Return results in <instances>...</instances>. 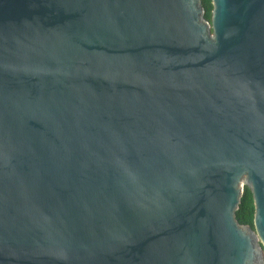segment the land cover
Wrapping results in <instances>:
<instances>
[{"label": "water", "instance_id": "water-1", "mask_svg": "<svg viewBox=\"0 0 264 264\" xmlns=\"http://www.w3.org/2000/svg\"><path fill=\"white\" fill-rule=\"evenodd\" d=\"M210 6L0 0V264H264V0Z\"/></svg>", "mask_w": 264, "mask_h": 264}, {"label": "trees", "instance_id": "trees-1", "mask_svg": "<svg viewBox=\"0 0 264 264\" xmlns=\"http://www.w3.org/2000/svg\"><path fill=\"white\" fill-rule=\"evenodd\" d=\"M201 7L204 14L205 21L209 22L210 18V0H200ZM252 215H253V207L251 195L246 187L243 188V193L240 198V204L238 205L237 211L235 212V220L239 225L248 226L250 229L252 227Z\"/></svg>", "mask_w": 264, "mask_h": 264}]
</instances>
